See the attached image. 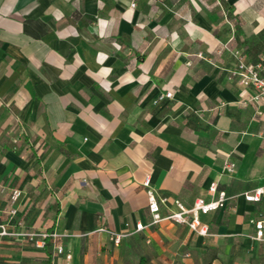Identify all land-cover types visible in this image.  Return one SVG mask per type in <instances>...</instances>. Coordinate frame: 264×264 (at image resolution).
Wrapping results in <instances>:
<instances>
[{
  "label": "crops",
  "instance_id": "1",
  "mask_svg": "<svg viewBox=\"0 0 264 264\" xmlns=\"http://www.w3.org/2000/svg\"><path fill=\"white\" fill-rule=\"evenodd\" d=\"M233 50L264 57V0H0V187L23 192L20 229L60 236L6 239L0 264H264V202L246 200L264 105L230 78ZM147 178L187 208L213 184L230 200L201 217L209 237L151 225ZM10 206L0 190V225Z\"/></svg>",
  "mask_w": 264,
  "mask_h": 264
},
{
  "label": "built area",
  "instance_id": "2",
  "mask_svg": "<svg viewBox=\"0 0 264 264\" xmlns=\"http://www.w3.org/2000/svg\"><path fill=\"white\" fill-rule=\"evenodd\" d=\"M135 6V5H133ZM232 56L236 61V65L229 70L230 78L235 80L240 87L251 88L256 91V95L252 101L257 105H264V57L260 58L255 64L248 63L245 55L240 50H233ZM173 94L167 93L160 97L159 102L172 99ZM228 173L232 174L236 170V164L226 166ZM144 186L148 189L149 196V212L152 216L151 225H157L163 222H170L175 225L186 226L192 232L201 237H209L210 229L201 221L202 216L209 215L212 212L225 209L230 200L226 191L220 190L217 184L210 187V192L215 195V199L206 201L198 199L192 208H187L179 200H171L168 197H157L151 188V179L147 178ZM2 193L8 191L10 193L11 206L8 210L13 227L8 224L0 225V244L6 239H25L31 243L36 249L43 250L48 246L50 240H55L60 236L57 233L48 231H26L20 229L17 225L16 218L18 209L16 203L22 197L23 192L19 189H8L6 186H1ZM246 200L249 203L264 202V186L259 187L246 195ZM20 225V224H19ZM256 228V239L264 241V220L254 221ZM147 225L139 223L136 225L135 233L143 232ZM102 232H107L106 229H101ZM113 241L116 245H120L122 238L128 235L112 233ZM58 253L63 254L64 248L58 247ZM71 259V256H67Z\"/></svg>",
  "mask_w": 264,
  "mask_h": 264
},
{
  "label": "rangeland",
  "instance_id": "3",
  "mask_svg": "<svg viewBox=\"0 0 264 264\" xmlns=\"http://www.w3.org/2000/svg\"><path fill=\"white\" fill-rule=\"evenodd\" d=\"M1 264H39V263H38V261H36V262L31 261V262L27 263V262H23V261L18 260V257H11L10 259H8L6 261V263H1Z\"/></svg>",
  "mask_w": 264,
  "mask_h": 264
}]
</instances>
